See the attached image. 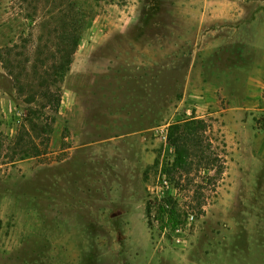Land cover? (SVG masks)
Wrapping results in <instances>:
<instances>
[{"label":"rangeland","instance_id":"obj_1","mask_svg":"<svg viewBox=\"0 0 264 264\" xmlns=\"http://www.w3.org/2000/svg\"><path fill=\"white\" fill-rule=\"evenodd\" d=\"M63 18L55 113L26 85ZM0 53V264H264V0H0ZM193 115L223 173L172 181L167 130Z\"/></svg>","mask_w":264,"mask_h":264},{"label":"trees","instance_id":"obj_2","mask_svg":"<svg viewBox=\"0 0 264 264\" xmlns=\"http://www.w3.org/2000/svg\"><path fill=\"white\" fill-rule=\"evenodd\" d=\"M60 21L59 29L56 31L55 50L47 58L43 56V53L39 52L37 54L39 57L37 56L32 66L33 79L37 80L35 86L41 90L37 93L32 90L31 83L30 85H26V89L31 88V92L27 94L26 99L29 104L35 103L38 95V97L44 100V103L40 105L41 108H50L55 113L58 112L61 104L60 85L70 71L73 56L81 40L79 20L63 18ZM14 48L16 46L7 48L6 54H10ZM0 57L2 64H5L4 68L8 70V62L4 60L1 53ZM9 75L13 76L11 71H9ZM15 82L19 94H22L24 85L20 82V77H15ZM35 112L30 110L28 111V115H26V120L30 124L29 130H34L38 126L30 119V116L34 115ZM29 130L23 128V133L19 139L22 140L24 136H29ZM207 130L208 124L206 121L198 119L194 115L188 119L173 123L168 127L167 139L174 150L175 158L170 167L163 168V172L171 177L172 181L176 172L181 171L185 175H189L194 167L201 171H210L214 169L216 162L221 163L216 174L223 173L222 161L218 157H213L212 144L207 136ZM43 131L47 132L45 129ZM33 151V155L37 156V148L34 147ZM24 156H29V153L24 154ZM164 212L163 207L160 206L158 209L160 216ZM168 214L171 225L177 226L178 214L175 208H172Z\"/></svg>","mask_w":264,"mask_h":264},{"label":"crops","instance_id":"obj_3","mask_svg":"<svg viewBox=\"0 0 264 264\" xmlns=\"http://www.w3.org/2000/svg\"><path fill=\"white\" fill-rule=\"evenodd\" d=\"M74 70L73 66H71V70L69 73H72V71ZM76 99V92L73 91V90H64L63 89V92H62V98H61V109L63 108L62 106L68 102V101H75ZM83 126L84 124L81 122V125H80V129H83ZM90 144V143H89ZM87 144V145H89Z\"/></svg>","mask_w":264,"mask_h":264},{"label":"built area","instance_id":"obj_4","mask_svg":"<svg viewBox=\"0 0 264 264\" xmlns=\"http://www.w3.org/2000/svg\"><path fill=\"white\" fill-rule=\"evenodd\" d=\"M160 135H161V137L163 138V140L166 139V135H165V133L161 132ZM164 183L167 184V181L165 180ZM189 217H190L191 219L193 218V216H189ZM189 217H188V218H189Z\"/></svg>","mask_w":264,"mask_h":264}]
</instances>
